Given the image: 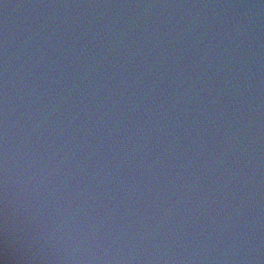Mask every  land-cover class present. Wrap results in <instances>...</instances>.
I'll list each match as a JSON object with an SVG mask.
<instances>
[{
    "label": "clouds",
    "instance_id": "9594fccd",
    "mask_svg": "<svg viewBox=\"0 0 264 264\" xmlns=\"http://www.w3.org/2000/svg\"><path fill=\"white\" fill-rule=\"evenodd\" d=\"M0 264H264V0H0Z\"/></svg>",
    "mask_w": 264,
    "mask_h": 264
}]
</instances>
